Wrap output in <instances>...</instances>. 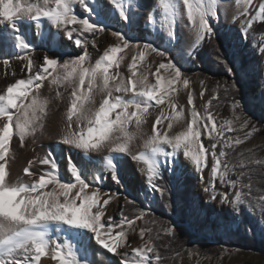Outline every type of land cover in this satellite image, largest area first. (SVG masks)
I'll return each instance as SVG.
<instances>
[{"label": "snow or ice", "instance_id": "1", "mask_svg": "<svg viewBox=\"0 0 264 264\" xmlns=\"http://www.w3.org/2000/svg\"><path fill=\"white\" fill-rule=\"evenodd\" d=\"M229 2L237 9L231 22L259 56L264 73V0H157L145 20L153 33L164 34L167 47L109 28L107 21L116 17L131 29L145 10L140 0H109L108 5L102 0H0V64L5 77H16L0 88V264H42L44 258L55 264H93L91 241L117 257L118 264L175 261L181 253L173 248L178 239L174 222L120 191L104 190L105 179L124 188L125 157L140 165L146 198L158 194L169 212L178 207L175 197L186 160L209 201L235 217L258 213V228L246 230L264 233V155L248 146L261 129L247 114L241 88V73H249L243 64L236 66L231 45L219 41L221 8L228 18ZM179 28L187 29L188 43L177 58ZM106 31L115 39L101 51L97 38ZM60 33L81 51H61ZM205 47L229 78L209 87L212 78L200 77L197 91L181 60L197 59ZM90 49L101 54L94 58ZM38 50L44 51L36 58ZM13 61L22 62L23 77ZM249 102L264 106V92ZM61 105L55 145L65 146L64 169L53 146L28 161L23 169L27 181L14 176V140L20 148L30 141L36 152L37 133H44ZM225 107L231 117L219 119ZM174 126L180 130L174 132ZM73 152L89 158L75 160ZM92 153L101 159L92 160ZM89 165L98 172L91 179ZM122 195L117 219L108 215V206ZM130 236L140 243L133 246ZM186 251L202 256L196 249ZM230 251L222 246V255Z\"/></svg>", "mask_w": 264, "mask_h": 264}, {"label": "rangeland", "instance_id": "2", "mask_svg": "<svg viewBox=\"0 0 264 264\" xmlns=\"http://www.w3.org/2000/svg\"><path fill=\"white\" fill-rule=\"evenodd\" d=\"M102 3L108 5L109 0H102ZM140 3L145 6V10L142 11L138 17L136 23L132 26L131 29H127L124 27L123 23L119 21L118 18H109L107 21L109 28L111 30H121L127 31L130 36L135 37L137 40H151L157 45L161 47H167V41L165 39L164 34H155L152 32L149 25L146 23L145 16L147 14V9L154 7L157 3V0H140ZM111 7V5H109ZM228 10V18H223L224 9L221 8L222 19L218 24L220 36L227 35L228 41L231 44L230 53H232L236 57V66L240 67L241 64L245 66L247 72L249 74L241 73L242 82L241 88L243 93V100L247 105V114L257 122V126L261 129V131L254 133L252 139L248 142V146L255 147L260 155H264V106L259 104L250 103L251 97L254 95L259 96L262 92H264V73H262L259 68V56L256 54L255 50L244 44V42L238 36V27L236 24L231 22V15L237 10L234 3L229 2L226 6ZM77 10L79 11V6H77ZM178 32L181 36L180 42L177 44L176 48L173 50V55L179 58V55H182L184 49L188 43V32L187 29L179 28ZM108 39L109 46H111V42L114 41V37H111L110 31H106L104 33ZM258 38V37H257ZM59 41L63 47L61 51H67L72 53L73 55L80 52V49H76L69 45L71 42L66 41L63 37V33L59 34ZM239 45V46H237ZM93 51V49H90ZM94 53V51H93ZM99 54L94 53V58H98ZM243 55H248V57H243ZM36 58L38 55L36 54ZM246 58V59H245ZM183 65V69L188 72L190 76H192V87L197 91L200 89L199 79L200 77H211L209 80V87L216 80L228 79L229 77L223 70V68H219V66H215L214 71H203L199 65H194L192 63V59L188 57H184L181 60ZM202 66V65H201ZM253 68H256V71H252ZM2 71H0V75ZM43 91V90H42ZM185 94H180V103L183 104L185 102ZM209 97L206 95L205 100ZM199 106V103H198ZM202 110V109H201ZM151 111V110H150ZM63 112V106H60L59 111L53 112L49 118L51 119L53 114H60L59 116H55L57 120L55 121L56 129L50 128V125L47 121L45 126L44 133H37V144L35 147L42 145V142L45 141H54L55 135L58 133L61 125V116ZM231 117L230 109L225 107L220 110L219 119H226ZM180 130L179 126H174L173 131L178 132ZM243 147V146H242ZM26 150L32 149L31 142H27L24 147ZM16 152V151H15ZM40 156L42 154L38 153ZM99 155V154H98ZM43 156V155H42ZM100 156V155H99ZM16 158V157H15ZM101 158V156H100ZM182 160L185 158L181 157ZM186 163H189L185 160ZM13 164V162H12ZM12 167V165H11ZM183 171V175L180 176L178 191L176 192V200L178 201V207L176 211L169 212V210L163 205V201L160 200L158 194L156 197H147L145 195L146 186L142 187L141 192L138 194L135 190H131L130 192L123 193L120 189L118 191L122 192L123 195L128 196L130 199L136 200L141 207H149L151 206L152 210L155 214L162 213L161 209H165L166 219H171L176 228L179 230L187 227L190 232L196 238L188 244L184 249L180 251L181 255L173 261L172 264H195L197 259L201 260V264H264V251L258 250L250 245H242L238 244V236L239 227L241 223L244 222V214L248 216L250 219V224L248 227H252L253 229L258 228L257 218L258 213L254 216L245 212L240 217H235L231 214V210L223 207L219 204L213 203L207 199L206 194H204L201 190V185L198 182V174L194 169H189ZM138 170H134L131 172H126L125 175L132 176L134 178H138ZM206 179L208 178L207 169ZM65 178H67L66 172H63ZM97 175V173L89 176L91 179L93 176ZM195 180V184H190L187 182L188 180ZM104 190H110L114 192V188L108 185L107 180L103 181ZM191 188V190H189ZM188 191V192H187ZM187 192V193H186ZM123 195L121 196L119 201H113L115 203V207L111 210L110 214L115 218H119V205L123 203ZM184 199V200H183ZM131 208V206H128ZM192 207H195L197 211L195 213L192 212ZM116 208L117 211L116 212ZM127 212V210H126ZM112 213V214H111ZM186 217L185 224L181 222L182 217ZM139 223V222H138ZM248 233V231H247ZM256 236L259 240L264 239V233L259 231L255 232ZM248 235H250L248 233ZM130 240L133 243V246H137L140 241L137 236H130ZM207 240L210 244L218 245L221 247V251L219 254L215 255L214 253L206 254V256L211 257L210 259L205 258V254L202 253L201 257H193L190 256L186 249H195L192 248L195 243ZM222 246H227L231 251L227 255H222ZM94 243L93 241L88 243V256L93 261V264H118V258L111 256V254L106 253L105 250L99 247V250L96 252L93 251ZM235 249H241L242 251L236 252ZM197 250V249H196ZM52 264H55L53 262Z\"/></svg>", "mask_w": 264, "mask_h": 264}, {"label": "bare ground", "instance_id": "3", "mask_svg": "<svg viewBox=\"0 0 264 264\" xmlns=\"http://www.w3.org/2000/svg\"><path fill=\"white\" fill-rule=\"evenodd\" d=\"M234 8H236V7H234ZM63 46L64 45H62L61 50H62ZM70 46L71 45H69V49L68 50H71ZM97 46H98V48L101 51L105 47L109 46V42H108V39H107L105 34H101L97 38ZM43 51L44 50H38L37 51L38 58L42 57ZM93 51H94L95 54L101 53V52L96 51L95 49H93ZM12 63H13V68H15L17 70L18 77H23L24 74L19 71V67H20V64L22 62L13 61ZM0 71H2V74L0 75V88L5 87L7 83H10L14 79H16V77H12L10 75L7 76V77L4 76L5 69H4V66L2 64H0ZM7 71L10 73L12 71V68H9ZM59 115L60 114H57V113L53 114L52 115L53 117L48 120L50 128L56 129L55 121L57 119L54 118V117L55 116H59ZM41 144L42 145L36 147V152H33L32 149L31 150H26L25 148L18 147V145H16L15 140H14L13 147L15 148V151H16V158L13 161V164H11L12 165L11 168H12V172H13L14 176L21 178L23 181H27L29 178L26 175H24L23 169L25 167H27L28 161L30 159H32L34 156H36L37 153L45 155L46 154V150L49 147H53V146L55 147V151L57 152V154H58V156L60 158L61 169L62 170L64 169L66 161H65V158H64V153L62 151V148L65 147V146L55 145V140L54 141H45V142H42ZM72 155H73L74 159L78 160V161H83V160H86V159L89 158V157L85 156V154H83V153L73 152ZM90 158L92 160L101 159L100 156L98 154H96V153L90 154ZM185 166H186V170L194 169L190 163H186L185 162ZM139 167H140V165H138L136 162L132 161L130 158H128V157L124 158V161H123V172H125V170H126V172L130 173L131 169H132V171H133V169L139 171ZM44 168H46V166H39V170H42ZM37 170H38L37 166H34L33 169H32V171H37ZM95 173L98 174V172L96 171L95 166L89 165V176L92 175V174H95ZM66 175L68 176L67 173H66ZM106 180L108 182V185L110 187L114 188V192L118 191L119 189L123 193H126L128 191L130 192L131 190H134V192H135V190H136V192L139 194L141 192V190H142V187L146 186L145 182H144L145 178L140 172H138V178H134L132 176L125 175V173H124V188L123 189L119 188V186L115 185L110 180H108V179H106ZM113 207H115V203H110V205L108 206V214H110V212L113 209ZM116 212H118L117 208H116ZM93 243H94L93 251L96 252L97 250H99V246L96 245L94 241H93ZM52 263L53 262H49L47 260V258H44V260L42 261V264H52Z\"/></svg>", "mask_w": 264, "mask_h": 264}, {"label": "trees", "instance_id": "4", "mask_svg": "<svg viewBox=\"0 0 264 264\" xmlns=\"http://www.w3.org/2000/svg\"><path fill=\"white\" fill-rule=\"evenodd\" d=\"M256 27L258 29H260L259 25H257ZM219 41L222 44V46L227 47V46L231 45L228 41L227 35L219 36ZM230 49H232V48L228 47V51H230ZM243 57H248V55H243ZM192 63L194 65L195 64L199 65L201 67V70H203V71H214L215 66H217V67L219 66V68H222L220 65H218L215 62V60L213 59V56H212L211 52L209 51L208 47H205V48L199 50L197 59H195V60L192 59ZM187 182H189L190 184H193V183L195 184V180L190 179ZM189 190H191V188H189ZM164 208L161 209V211H160L162 213H159V214L157 213L156 215L166 219L167 217L165 216L166 213L164 211L165 210ZM126 214H128V213L126 212ZM181 222L185 224V222H186L185 216L182 217ZM249 224H250V219L248 218V216H246L244 214V222L241 223V225L238 229V231H239L238 235H241V236H238L240 238V239H238V244L250 245V246H253L254 248H257L258 250L264 251V239L259 240L258 237L256 236V234L248 235L246 228L249 226ZM176 231H177L178 239L173 244V248L177 251H181L188 244H190V242H192L193 240H196V238L193 236V234L190 232L189 228H187V227H184L180 230L178 228H176ZM192 245H193L192 248L199 250L203 254H205V253L206 254H209V253L213 254L214 253L215 255H217L221 251L220 246L210 244L209 242H207V240H204V241L192 244ZM164 254L170 255L172 253L171 252H165ZM172 263H173V261L170 260L169 264H172Z\"/></svg>", "mask_w": 264, "mask_h": 264}]
</instances>
